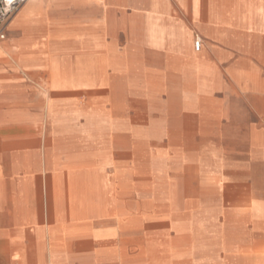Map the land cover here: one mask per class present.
I'll return each mask as SVG.
<instances>
[{"label": "rangeland", "instance_id": "rangeland-1", "mask_svg": "<svg viewBox=\"0 0 264 264\" xmlns=\"http://www.w3.org/2000/svg\"><path fill=\"white\" fill-rule=\"evenodd\" d=\"M254 41L201 44L185 61L120 56L119 45L107 62L77 63L87 72L73 88L25 96L42 125L0 133L26 138V165L61 170L43 175L38 226L68 248L62 258L264 264V39ZM106 176L120 185L113 202ZM100 204L113 211L97 217Z\"/></svg>", "mask_w": 264, "mask_h": 264}, {"label": "crops", "instance_id": "crops-1", "mask_svg": "<svg viewBox=\"0 0 264 264\" xmlns=\"http://www.w3.org/2000/svg\"><path fill=\"white\" fill-rule=\"evenodd\" d=\"M3 32L0 129L27 128L42 120L25 113V96L43 95L48 87L73 88L78 74L87 72L76 64L107 62L111 48L119 51L120 37V56L146 50L162 52L170 61L191 60L201 44L253 40V47L254 40L264 39V0H27ZM194 33L198 51L192 48ZM64 64L69 72H63ZM26 143L21 134L0 133V264H81L62 258L68 248L55 243L59 237L53 231L38 226L43 175L61 170L23 163ZM102 187L108 202L120 194L115 177L106 176ZM111 205L100 204L96 216L112 212ZM26 206L35 207L30 215ZM248 209L245 205L246 216Z\"/></svg>", "mask_w": 264, "mask_h": 264}, {"label": "built area", "instance_id": "built-area-1", "mask_svg": "<svg viewBox=\"0 0 264 264\" xmlns=\"http://www.w3.org/2000/svg\"><path fill=\"white\" fill-rule=\"evenodd\" d=\"M26 1L27 0H0V42L5 39V34L3 32L5 25ZM194 48L196 51L199 50L200 42L198 40L194 42Z\"/></svg>", "mask_w": 264, "mask_h": 264}]
</instances>
